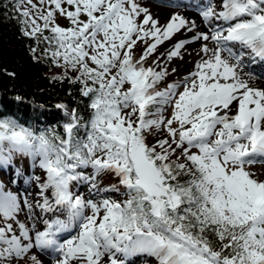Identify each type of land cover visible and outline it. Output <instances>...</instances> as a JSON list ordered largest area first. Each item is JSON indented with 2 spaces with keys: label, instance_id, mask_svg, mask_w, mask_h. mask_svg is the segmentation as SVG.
Wrapping results in <instances>:
<instances>
[{
  "label": "snow or ice",
  "instance_id": "6c2138e0",
  "mask_svg": "<svg viewBox=\"0 0 264 264\" xmlns=\"http://www.w3.org/2000/svg\"><path fill=\"white\" fill-rule=\"evenodd\" d=\"M12 6L33 58L40 50L63 70L52 79L79 84L88 103L87 115L57 105L62 132L0 117V171L37 189L0 183V264H43L40 253L52 264H264V177L252 170L264 165V88L238 71L246 57L264 62V0L197 3L199 24L179 12L161 22L141 0ZM196 42L193 69L168 82Z\"/></svg>",
  "mask_w": 264,
  "mask_h": 264
},
{
  "label": "trees",
  "instance_id": "16d2710c",
  "mask_svg": "<svg viewBox=\"0 0 264 264\" xmlns=\"http://www.w3.org/2000/svg\"><path fill=\"white\" fill-rule=\"evenodd\" d=\"M14 2L0 0V117L15 118L37 130L62 132L68 116L57 105L87 115L88 100L80 95L79 84L52 79L63 75L51 72L52 64L40 50L36 53L40 59L33 58L30 49L36 42L23 35Z\"/></svg>",
  "mask_w": 264,
  "mask_h": 264
},
{
  "label": "bare ground",
  "instance_id": "6f19581e",
  "mask_svg": "<svg viewBox=\"0 0 264 264\" xmlns=\"http://www.w3.org/2000/svg\"><path fill=\"white\" fill-rule=\"evenodd\" d=\"M149 1H150V8H149L150 11L152 12L153 16L158 17L161 20V22L166 21L172 13L179 12L181 15H184L189 19L196 20L198 24L200 23V17L198 11L196 10L195 5L197 3H201V4L207 3V0H186V1L176 0V2L180 4L179 7H168L166 5L169 3V0H157L156 3L151 0ZM201 28H203V25H201ZM187 35L190 37L192 34L188 33ZM173 39L175 40L176 38L174 37ZM172 42L173 41L166 42L167 46L171 47ZM209 46L211 47V45ZM186 47H187V52L185 53L184 60H177L175 62H182V63L187 62L194 65V61L199 59V57L196 56V52L199 50L200 42L190 44ZM188 53H191V55H189ZM244 63L246 66H244L242 70L238 69L240 75L244 79H247L251 86L257 88H264V67H262V65L260 64L261 62L257 59L255 63L248 64L246 57ZM192 69L193 68H190L189 71H191ZM35 191L36 190H34V192ZM39 227L42 228V225H39ZM38 257L43 261V264H52V260L45 257L44 254L40 253ZM139 264H145V263L140 262Z\"/></svg>",
  "mask_w": 264,
  "mask_h": 264
},
{
  "label": "rangeland",
  "instance_id": "374dc122",
  "mask_svg": "<svg viewBox=\"0 0 264 264\" xmlns=\"http://www.w3.org/2000/svg\"><path fill=\"white\" fill-rule=\"evenodd\" d=\"M183 1H186V0H183ZM35 2V0H34ZM141 2L144 4V6L150 8V1L149 0H141ZM150 10V9H149ZM165 48H169L165 42L164 45H161L159 48H158V52H163L165 50ZM177 60H173L171 62V64L169 65V68L171 67H176L177 68V73L174 74L173 76H169L168 77V82H171L173 78H175L176 76H183L185 74H187V72L190 70V68H193V65L190 64V63H187V62H175ZM179 63V64H178ZM186 64V65H185ZM55 71V72H54ZM51 72L53 73H59V74H62L63 75V70L62 69H58L56 68L55 66L52 65V68H51ZM69 75H74L72 74L71 72H69ZM22 158L21 157H17L15 160L19 161L20 162V169L21 170H26L25 171V174L26 176H31V175H36V176H40L41 179H43L44 177V174L42 173L41 170H39L38 168L33 170L29 167V162L27 160V158H24L23 160H21ZM14 160V161H15ZM16 162H14L15 164ZM253 171H256L257 174L261 175L262 177H264V165H261V164H257V165H254L253 168H252ZM90 171V170H88ZM23 179L22 177H20L18 179V187L17 189H20V190H23V188L25 189V185L27 187V190L28 192H33L34 193V190H37L36 187H35V184L34 183H29V184H24L23 182ZM116 181L111 177H106L104 180H103V184L106 186L108 185L109 183H115ZM0 183H3L7 188H10L12 190H14V187H13V183H9L8 180L5 178V176L3 174L0 173ZM17 184V183H16ZM16 187V185H15ZM87 185H80L76 190L81 192V193H85V190L87 192ZM85 189V190H84ZM21 218L23 219L24 218V213H21ZM39 225L41 224H38V227ZM43 227V226H42ZM34 252L37 251V250H33ZM44 254L45 257H47L48 259H53L52 256L48 255L47 253H42ZM39 258V257H38ZM132 258L131 261L132 263L131 264H139L140 262H143L145 263V259L144 257H140V258Z\"/></svg>",
  "mask_w": 264,
  "mask_h": 264
}]
</instances>
